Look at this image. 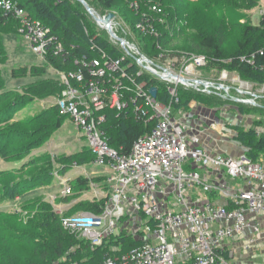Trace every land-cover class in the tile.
I'll return each instance as SVG.
<instances>
[{
    "label": "built area",
    "instance_id": "1",
    "mask_svg": "<svg viewBox=\"0 0 264 264\" xmlns=\"http://www.w3.org/2000/svg\"><path fill=\"white\" fill-rule=\"evenodd\" d=\"M124 2L132 12L131 30L142 38H159L160 25L173 29L177 24L179 17L160 1ZM0 9L19 22V34L57 76L59 114L81 131L95 162L113 168L97 207L62 217L63 228L77 242L61 264H229L240 249L249 254L259 245L264 252V150L255 148L257 157H251V147L244 149L239 131L234 132L237 123L219 118L209 125L234 138L229 143L235 152L213 153L200 144V129L206 126L190 125L195 131L190 133L182 121L184 102H195L196 93L264 113V81L228 79L233 58H215L213 64L197 53L165 54L158 41L152 44L156 51L139 50L124 34L128 27L122 26V34L115 30L120 25L115 16L111 30L97 21L109 40L85 28L87 50L78 52L82 45L67 44L18 0H0ZM259 14L263 21L264 4ZM208 61L217 69H209ZM239 61L258 65L252 55ZM109 112L117 117L129 113L136 122L153 125L152 130L122 153L109 145L104 129ZM250 117L252 124L244 131L253 128L263 139L264 115ZM197 188L225 202L194 198L191 191ZM63 192L72 195V186Z\"/></svg>",
    "mask_w": 264,
    "mask_h": 264
},
{
    "label": "rangeland",
    "instance_id": "2",
    "mask_svg": "<svg viewBox=\"0 0 264 264\" xmlns=\"http://www.w3.org/2000/svg\"><path fill=\"white\" fill-rule=\"evenodd\" d=\"M66 1L70 6V9L67 10L68 19L73 20V24L81 27V30L83 32L85 31V35L86 28L88 32L100 33L103 35L102 38H104V40H109V38H111V35H109L105 29H99L100 26L97 20L91 16L84 5L78 0H62V9H65L66 6L68 8ZM88 1L98 13L104 14V12L113 11L116 21L120 24L115 30L119 34H122V26L128 27L124 34L131 42L138 45L139 50L156 51V45L152 47V44L158 41L161 45L159 49L165 54L183 55L185 52L197 53L207 56L213 64L216 63V61H214L215 57L207 52V48L200 45L206 35L215 34L216 39L221 38L224 41L221 47L230 54L238 49V42L243 41V30L248 24L249 17H251L252 23L255 25L260 23L261 18L258 8L260 5L256 7L257 9L253 8L248 11L246 15L243 14L241 6L246 5L247 3L245 2H247V0H223L222 4H217L219 9L216 11L207 9L203 6H199L194 11L193 7L185 6V12L190 16V24H188V20L183 19V21L178 18L177 24L173 29H167L164 25L159 26V33H161L159 38L153 36L152 38H142L134 34L131 30L130 27H133V22L131 18H129L128 11L122 0H114L115 4L111 9L106 8L99 0H87V2ZM173 3L178 4L179 1L171 0L170 4ZM76 12L80 15L76 14ZM69 20H67L66 23H70ZM17 29L16 23L11 21L0 25V41L3 38V43L7 51V60H5L4 63L0 62V70L2 71L0 75L3 76L4 72V76L8 77V82H11L6 84L5 81L4 90L6 92L14 91L13 101L20 103L26 102V106L35 104L36 107L33 106L31 111L27 113H24L20 108L13 114L11 121H3L0 123V132L5 134L3 140L0 141V149L5 150L8 154L7 157H4L0 153V211H10L7 209L8 202L12 200L13 197L17 198L19 194H23L22 197L26 199V201L29 200V202L23 203L22 206L15 208L9 213H0V264H48L54 259L52 251H50V247L48 248V246H51L53 249L57 242V237L61 240L68 237V235L64 233L63 228L61 229L59 227L58 218L65 213L66 215H76L84 210V208L79 209L80 206L78 203L80 201L75 202V199L79 197V195H77V189L74 188L73 195L66 196L63 191L60 193V178L66 175L65 172L69 171L76 161L78 163L84 162L85 164L87 161L92 160V156L88 152L84 153L86 155L83 156V153H76L79 147H75V145L79 137L75 138L73 141H71L69 137H75L78 131H76L74 124L71 123L70 118L66 119L62 127L60 125L59 128H55L58 116H56L54 107L56 102L54 93L59 92L61 86L59 84L55 87H59L58 90H55L50 83L42 84L41 86L40 83L42 80L52 81V79L55 80L57 76H55L53 69L50 68L49 65V67L47 66L48 70L41 67L45 62L29 49L24 37L19 34ZM164 30H166L165 35L163 33ZM121 52H118V54H121ZM1 57L2 50L0 48V59ZM210 61L207 63L211 66L209 69H217L214 65L210 64ZM36 64L40 66V69L32 66ZM12 67L14 68L11 70L10 68ZM253 67L256 68L249 76L243 75L240 72L231 71L228 79L236 75L237 77L235 79L248 83L251 82L252 84L264 80V70L262 71V67L264 68V66L255 65ZM202 73L209 75V71ZM26 74H35L42 80L30 84L28 82L35 81L37 78L31 75L26 76ZM11 75H13V77ZM24 76L26 77L24 78ZM22 82H24L25 85ZM235 83L236 82H234V84ZM14 85L16 87H14ZM33 90L39 92L38 96L29 99L32 96H29V93ZM48 92L50 94H48ZM193 96L196 97L194 99L195 102H203L208 108L214 107L213 104L204 100L206 96H202L200 93L193 94ZM207 98L209 100L215 99L211 97ZM216 98L215 100L218 102L217 105L226 102L220 97ZM48 100H54V103H47ZM36 102L38 104H36ZM9 103H11V101ZM234 104L236 105L235 101H230L227 105ZM190 110L192 111L193 108L191 107ZM222 113H224V111H222ZM4 116L5 115H0V118ZM192 117V119H195L196 116L192 115ZM216 117V113L211 114L213 120L217 119ZM219 118H221V120L228 119L226 117H221V115ZM251 119L250 117L247 123H249ZM231 120H233L232 123H246L247 118L245 116H235ZM206 128L216 132L222 143H229L234 139L228 138V132H221L212 125H208ZM234 132L237 133L238 128H236ZM240 135H245L243 142H241L244 145V149L245 147L249 148L251 145H254L255 143H253V141H257V136L253 130L246 132L239 130L238 136ZM207 137L208 136L204 139H207ZM42 140H44L43 143L38 144V142ZM260 150L261 148L258 147L256 152L258 153ZM103 169L106 170L107 177L113 173V168L110 165L103 167ZM100 170H102V167L97 169V171ZM108 181L109 180H106V183H108ZM45 183H51L49 185H53L54 192H59L58 196H63L61 199L66 201L69 209L62 212H58V210L55 211L54 208L49 205L50 203L46 197L47 194H45V197L42 194L34 197L28 196L29 192L37 190L36 187L35 189L31 188L32 190H29V192H25L28 191L27 189L31 186H41L45 185ZM30 198H33V200H30ZM54 213H56V217L52 216ZM10 244H12L14 248H18L17 251L20 252L25 249L26 252L20 255L17 251L11 249ZM44 253H46L45 259H43ZM258 253L259 250L256 252L257 255H255L254 258L255 262L257 264H263L264 258L259 256ZM3 255L7 259L9 258L8 263L4 261ZM17 259L20 262H17ZM61 263L62 261L59 260L54 264ZM229 264H234L233 259H229Z\"/></svg>",
    "mask_w": 264,
    "mask_h": 264
},
{
    "label": "trees",
    "instance_id": "3",
    "mask_svg": "<svg viewBox=\"0 0 264 264\" xmlns=\"http://www.w3.org/2000/svg\"><path fill=\"white\" fill-rule=\"evenodd\" d=\"M19 3L23 6H27L30 10V12L33 14V16L41 19L42 21H44L45 23H47L49 26H51V28L53 29V31L57 34H59L60 36L63 37L64 41L67 44H79L82 45L79 49L78 52H82L87 50V46L85 45L88 41V37L87 35H85V31L83 32L81 30V27H79L76 24H73L72 21L73 20H69L68 19V15H67V10L70 9V6L68 4V2L66 1V3L68 4V8L67 6L65 7V9H62V0H18ZM100 3H102L106 8L111 9L114 6V0H99ZM160 1L162 3L163 6H165V10L168 11H172L174 12L177 17H179L180 20L186 19L188 20V24H190V20H189V15L187 14V12H185V6H191L194 8V11L196 10V8H198L199 6H203L207 9H213L214 11L218 10L219 7L217 6V4H222L223 0H198V1H194V0H178L179 3H173L170 4L171 0H157ZM260 1L261 0H247L246 5H242V11L243 14L246 15V13L250 10H252L253 8H256L258 5H260ZM87 2V0H86ZM122 2H124V0H122ZM89 3V1L87 2ZM91 4V3H90ZM125 7L128 11L129 14V18L131 17V10L129 8V6L126 4V2H124ZM186 4V5H185ZM76 14L80 15L78 12H76ZM69 20L70 23H66V21ZM8 21L14 22L16 23L17 27L19 28V22L17 20H15L11 15H4L3 11L0 9V25L2 24H6ZM184 21V20H183ZM72 23V24H71ZM18 31V29H17ZM244 31V39L243 41H239L238 42V49L236 51H234L233 53L228 54L227 51H225L224 48L221 47V45L224 43V41L220 38L216 39V35L215 34H209L206 35V37L201 41L202 47L207 48L209 52V54L213 57L217 58H228L231 57L233 58V61L231 64H229V68L231 70L235 69L236 71L240 72L243 75L249 76L252 71L255 70L256 67H253L252 64H245V63H241L239 61V57L241 56H255V62L260 65V66H264V20L261 21V23L259 25H253L250 22V18L248 19V24L245 27ZM94 33H92L93 35ZM0 48L2 50V57L0 59L1 63H4L5 60H7V51L5 49L4 43H3V38L0 41ZM51 61V59H50ZM52 63L56 64L57 60H52ZM0 72H2L0 70ZM15 72V71H14ZM4 72H3V76L0 75V115H5L4 117L0 118V123L4 122H9L12 119L13 114L19 110L20 108L22 109L25 106L26 102H16L13 101V95H14V91H5V79H4ZM263 81V80H262ZM46 83H50L52 84V86L55 88L57 85V82L55 81H48V80H42V82L40 83L41 86L42 84H46ZM59 88V87H58ZM58 88H55V90H58ZM60 92V91H59ZM59 92H55L54 96H56ZM38 91H30L29 96H31L29 99L33 98L34 96H38ZM48 94H50L48 92ZM193 96V95H192ZM195 97V96H193ZM196 98V97H195ZM203 99V98H202ZM204 100L209 101V99L207 97H204ZM11 101V103H9ZM189 103V100H186L184 102L185 106ZM55 107V111H56V116H58V119L56 120L55 123V128H59V126L61 125V119L63 116H61L59 114L58 111V106L54 104ZM109 114L111 115L107 125L104 126L105 131H107V135L109 137V145L118 149L120 152L124 153V152H130L133 148V144L134 142L139 138V136L150 132L152 129L153 125H146L144 122H136L134 119V116H132L129 113H123L121 116L117 117L116 114L114 115L113 112H109ZM16 133V131H15ZM5 137V134L0 132V141L3 140V138ZM245 135H240L239 136V141H243L244 140ZM257 140V139H256ZM44 140H42L41 142H38V144L43 143ZM253 143H255L254 145H251L250 151L248 152V154L253 157L256 158L257 154L256 152H253L255 150V148H261L264 150V138L261 140H257V141H253ZM258 146V147H257ZM0 153L4 156L7 157L8 154L6 153L5 150L0 149ZM91 153V152H90ZM93 155V154H92ZM81 164H83L84 162H79ZM87 180L85 179H79L75 184L74 187L79 190V189H83L80 188L81 183L83 185H86ZM46 184V183H45ZM88 185V182H87ZM40 186V185H37ZM37 186H31L29 187L27 190H29L30 188H34ZM42 186V185H41ZM16 197H13V199H15ZM10 200V201H13ZM30 200H33V198H30ZM9 201V202H10ZM29 202V200L24 201L23 203H27ZM50 203V202H49ZM99 202L94 201L93 202H88V201H84V202H79L78 205L80 206V208H84V210H93L94 207L98 206ZM23 205V204H22ZM50 206H52V204H49ZM85 206V207H84ZM53 207V206H52ZM11 211H0V213H9ZM56 213L52 214L53 217L55 216ZM62 214L59 218H58V224L59 227L62 229V224H61V219L63 217ZM64 233L66 235H68V239H59L57 237V242L55 244V246L53 247V249L51 248V246H48V248L50 249V251H52V255H53V260L51 262H49L48 264H54L57 261H62L63 256L65 255V253L74 245L76 244V238L69 232L67 231L65 228H63ZM56 239V238H54ZM11 245V249H13V251H17L18 248H14L12 244ZM83 245H85L83 243ZM26 252L25 249H23L22 251H17V253H19L20 255H23ZM80 254V253H79ZM79 254L78 255H74V259L79 260ZM43 259H45L46 257V253L43 254ZM3 259L6 263H8V259L3 255ZM17 262H20L18 259L16 260Z\"/></svg>",
    "mask_w": 264,
    "mask_h": 264
},
{
    "label": "crops",
    "instance_id": "4",
    "mask_svg": "<svg viewBox=\"0 0 264 264\" xmlns=\"http://www.w3.org/2000/svg\"><path fill=\"white\" fill-rule=\"evenodd\" d=\"M194 1H198V0H194ZM263 4H264V0H261L260 6L259 7L257 6L259 8V10L262 8ZM254 9H257V8H254ZM249 18H250V22L252 23L251 17H249ZM260 23H261V18H260ZM253 25H255V24H253ZM24 40L28 44L27 40L26 39H24ZM28 47H29V44H28ZM44 62L45 63L42 64L41 67L46 68V70H48V68H47L48 62H46V61H44ZM32 66L34 68L40 69V66H38L37 64L32 65ZM13 68L14 67H12L10 69L12 70ZM25 68H26V66H25ZM232 71L238 72L235 69ZM28 75H31V76H34L37 78L35 81L28 82L30 84H32L36 81L42 80L40 77H37L35 74H33V75L32 74H26V76H28ZM52 75H54V74H52ZM11 76L13 77V75H11ZM26 76H24V78ZM4 79L6 81V84L11 83V82H8L7 76H5ZM52 80L55 81L54 79H52ZM22 83L24 84V82H22ZM17 85H20V84H17ZM14 87H16V86L14 85ZM37 100H39V99H37ZM50 102H52V104H53L54 100H50V101L48 100L47 101V103H50ZM207 102L210 104H213L214 107L208 108L203 104V102H200V101L191 102L190 104L183 106L185 111H186L187 117L184 118V120H182V121H184L185 124L188 125V128H189L188 131L190 133L195 132L190 127V125L193 127L208 126L211 123V121H213V119L211 118V114H213V113L217 114V117H216L217 119L220 117V115H221V117H226L230 120L233 119V117H235V116H247V121H246V123H243V125H241V123L236 122L237 124H235L234 127H235V129L238 128V131L239 130L244 131L247 128L246 124H248V125L252 124L251 121L249 123H247L249 116H251V115H264L263 111L260 109H256L254 107L249 108V107H246V106L239 104L237 102H236V105L235 104L234 105H227L229 102H224V104H218L217 105L218 102L215 99L209 100ZM36 104H38V103L36 102ZM33 106H35V104L31 105V106L25 105L22 108V110L24 113L30 112L31 109L33 108ZM191 107L193 108L192 111L190 110ZM222 111H224L225 114L222 113ZM192 115L196 116L195 119H192L193 118ZM62 118L63 119H61V121H62L61 127L64 125L66 119L70 118V117L63 116ZM70 121L72 124H74L72 122L71 118H70ZM253 122H255L257 124L260 121L256 120ZM251 130H253V128ZM76 131H78V132L75 135V137H69V139L71 141H73V140H75V138L79 137V139H78V141H76V145H75V147H79L76 150V153H83L82 154V156H83V155H86L84 153L88 152L92 156V160L87 161L85 164L84 163L81 164V163H78L76 161L75 164L73 165V167L69 171L65 172L66 175L62 176L60 178L61 181L59 182V186L61 187L60 193L66 185H71L74 189L75 188L74 184L79 179H85V180H87L88 185H87V182H86V185H83L81 183L80 188H83V187L84 188L79 189L77 191L78 192L77 195H79V197H77V199H75L76 200L75 202H77V201H80V202L88 201V202L94 203V201H96V202L102 201L100 199V197H104L105 194L108 192V189L106 187L107 186V184H106L107 172L105 169H103V167H105V166L100 165L99 163L95 162V158L90 153L89 147L87 146V142H86V139L83 137V134L81 133V131H79L77 129V127H76ZM200 131H202L201 141H200V144L202 147L207 148L209 151H211L213 153L223 152L224 154H229V153L232 154L235 152V146L232 145L231 143H228V142L222 143L219 140V135L216 132L211 131L206 127H204L203 129H200ZM244 132H246V131H244ZM206 136H208L207 139H204ZM257 140H261V139L257 138ZM76 153H74V154H76ZM99 167H102V170L97 171V169ZM226 179L228 180L229 183H233L229 178H226ZM49 184H51V183H46L43 186L36 187L37 190H35V191L29 192V190L35 189V188H32V189H29L28 191H25V192H29L28 196H30V197L40 196V194H42L45 197V194H47L46 197L48 198V201L54 204L55 208L58 209V212H62L64 210L69 209V207H67L68 204L64 200L61 199V197L63 198V196H58L59 192L55 193L53 190V185H49ZM54 184H56V183H54ZM34 192H38V193H34ZM191 193L194 194V196H193L194 198L199 197L198 195H200L202 198L212 199L216 203L225 202V200L223 198L220 199L219 197H217V193L204 192L200 188L193 189L191 191ZM8 205L10 206L11 204L8 203ZM257 250H259V253H258L259 256L264 258V252L262 251L263 246L258 245V246H256V248H254V251L249 253V254L244 249L238 250V253L236 254L235 258L233 259L234 264H257L255 262V259H254L255 255H257L256 254ZM262 263L264 264V259H263Z\"/></svg>",
    "mask_w": 264,
    "mask_h": 264
},
{
    "label": "water",
    "instance_id": "5",
    "mask_svg": "<svg viewBox=\"0 0 264 264\" xmlns=\"http://www.w3.org/2000/svg\"><path fill=\"white\" fill-rule=\"evenodd\" d=\"M78 1L84 5L86 10L89 11V13H91L94 19L105 23V25L111 30L112 21L115 16L114 12L109 11V12L104 13V15L102 16L101 14L96 13V10L92 7L90 3H87L86 0H78ZM151 92L154 96L156 94V89L153 88Z\"/></svg>",
    "mask_w": 264,
    "mask_h": 264
},
{
    "label": "clouds",
    "instance_id": "6",
    "mask_svg": "<svg viewBox=\"0 0 264 264\" xmlns=\"http://www.w3.org/2000/svg\"><path fill=\"white\" fill-rule=\"evenodd\" d=\"M60 91H61V90H60ZM56 96H58V95H56ZM56 96H55V97H56ZM55 105H56V104H55ZM72 188H73V187H72ZM62 191H63V190H62ZM73 193H74V189H73ZM72 195H73V194H72ZM65 202H66V201H65Z\"/></svg>",
    "mask_w": 264,
    "mask_h": 264
}]
</instances>
